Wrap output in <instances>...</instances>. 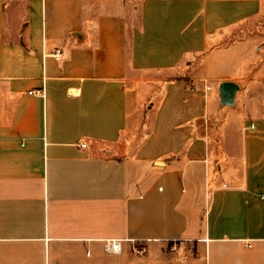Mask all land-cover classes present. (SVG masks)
I'll return each mask as SVG.
<instances>
[{
  "label": "crops",
  "instance_id": "1",
  "mask_svg": "<svg viewBox=\"0 0 264 264\" xmlns=\"http://www.w3.org/2000/svg\"><path fill=\"white\" fill-rule=\"evenodd\" d=\"M263 16L0 0V264H264Z\"/></svg>",
  "mask_w": 264,
  "mask_h": 264
},
{
  "label": "built area",
  "instance_id": "2",
  "mask_svg": "<svg viewBox=\"0 0 264 264\" xmlns=\"http://www.w3.org/2000/svg\"><path fill=\"white\" fill-rule=\"evenodd\" d=\"M60 53H61V51L58 49L55 52V55L59 56ZM214 88H215V86L212 83H210L206 86V89L209 90V92H208L209 95L212 94V91L214 90ZM32 92L33 91H31V93ZM35 92L38 94H43L44 90L43 89L36 90ZM81 146L85 147L86 144L83 143V144H81ZM123 241H136V240H135V238H107L104 240V249L110 253H120L123 249V247H122ZM139 251L144 252V247L140 248Z\"/></svg>",
  "mask_w": 264,
  "mask_h": 264
},
{
  "label": "water",
  "instance_id": "3",
  "mask_svg": "<svg viewBox=\"0 0 264 264\" xmlns=\"http://www.w3.org/2000/svg\"><path fill=\"white\" fill-rule=\"evenodd\" d=\"M240 85L235 81H223L219 85L220 102L223 106L235 105Z\"/></svg>",
  "mask_w": 264,
  "mask_h": 264
},
{
  "label": "rangeland",
  "instance_id": "4",
  "mask_svg": "<svg viewBox=\"0 0 264 264\" xmlns=\"http://www.w3.org/2000/svg\"><path fill=\"white\" fill-rule=\"evenodd\" d=\"M255 28L256 27H258V28H256L259 32H264V16L262 17V18H259L256 22H255ZM199 59H201V57L199 58H197V62H198V60ZM227 108L228 109H230L231 108V106H227Z\"/></svg>",
  "mask_w": 264,
  "mask_h": 264
}]
</instances>
